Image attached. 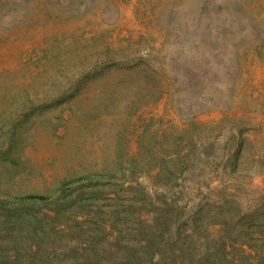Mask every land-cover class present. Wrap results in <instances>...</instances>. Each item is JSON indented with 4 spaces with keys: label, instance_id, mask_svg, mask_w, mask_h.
Instances as JSON below:
<instances>
[{
    "label": "rangeland",
    "instance_id": "374dc122",
    "mask_svg": "<svg viewBox=\"0 0 264 264\" xmlns=\"http://www.w3.org/2000/svg\"><path fill=\"white\" fill-rule=\"evenodd\" d=\"M62 182L81 198L50 233L49 264L76 257L72 226L112 229L113 198L148 221L151 200L187 215L230 198L241 214L260 208L264 0H0V195ZM11 205L0 264H32L31 239L11 235L54 212L33 203L8 220Z\"/></svg>",
    "mask_w": 264,
    "mask_h": 264
},
{
    "label": "trees",
    "instance_id": "16d2710c",
    "mask_svg": "<svg viewBox=\"0 0 264 264\" xmlns=\"http://www.w3.org/2000/svg\"><path fill=\"white\" fill-rule=\"evenodd\" d=\"M188 75L184 87L193 83V74L189 72ZM216 92L218 96L222 91ZM209 98H215V95L209 93ZM216 105L215 101L210 103V107ZM91 193L96 195L95 190ZM80 198L79 194L69 192L66 182L61 183L56 193L0 195V203L15 205L7 209L8 220L15 212H22L25 206L33 203L48 206L54 212L53 215L40 211L36 216H24L20 221V233L11 235L16 244L22 242L21 238L23 243L27 238L31 239L36 247L33 254L36 260L32 264H49L48 254L56 251L49 250L48 246L55 242L50 233L58 234L56 222L68 217V212H73V206ZM111 200L115 201L108 212L112 229L101 227L99 222V227L89 226L82 231L79 227V237L74 236L78 226L66 231V236H71L78 244L74 249L77 255L71 264H264V204L245 215L237 211L238 203L230 198L214 211L200 209L187 215L171 202L164 200L160 205L151 200L156 217L148 221L141 216L139 208L137 212L130 210L137 205L136 200L128 199L127 205L116 198ZM140 201L145 203V199L140 198ZM76 222L81 226L83 221ZM119 223L122 226L119 227ZM214 225L222 226V234L213 239L209 236ZM81 248L82 252L79 251Z\"/></svg>",
    "mask_w": 264,
    "mask_h": 264
}]
</instances>
